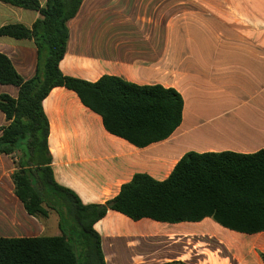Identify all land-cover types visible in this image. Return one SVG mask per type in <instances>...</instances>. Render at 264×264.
Masks as SVG:
<instances>
[{
    "label": "crops",
    "instance_id": "1",
    "mask_svg": "<svg viewBox=\"0 0 264 264\" xmlns=\"http://www.w3.org/2000/svg\"><path fill=\"white\" fill-rule=\"evenodd\" d=\"M39 17L37 11L0 2V28H32ZM68 25L67 53L60 63L65 75L161 85L184 100L183 120L173 134L140 148L109 133L101 116L74 91L56 87L50 92L43 107L54 179L84 204L115 198L137 173L164 181L189 152L264 149V0H83ZM0 53L23 79L36 74L33 40L1 36ZM18 93V87L0 84V97ZM9 123L0 111V129ZM18 161V154H0V238L61 236L56 211L36 218L15 194L12 175ZM94 228L106 264H264V252L256 251L264 249V242L258 244L264 232L238 233L211 218L134 221L111 210Z\"/></svg>",
    "mask_w": 264,
    "mask_h": 264
},
{
    "label": "trees",
    "instance_id": "2",
    "mask_svg": "<svg viewBox=\"0 0 264 264\" xmlns=\"http://www.w3.org/2000/svg\"><path fill=\"white\" fill-rule=\"evenodd\" d=\"M39 12L32 28L8 24L0 37L33 40L38 48L36 74L23 79L0 53V84L19 88L16 98L0 97L9 125L1 128L0 154H18L12 178L15 194L26 211L39 219L58 213L61 236L0 238V264H106L95 224L109 211L134 221L200 222L211 218L238 233L264 232V149L185 154L170 176L158 181L137 173L120 193L104 204H84L75 192L54 179L49 150V120L43 101L56 87L74 91L81 102L101 116L106 130L143 148L169 138L183 120L184 100L173 88L141 86L117 76L97 82L65 75L60 63L67 53L69 22L83 0H0ZM79 243L83 253H79ZM264 262V253H261ZM166 264H183L180 262Z\"/></svg>",
    "mask_w": 264,
    "mask_h": 264
},
{
    "label": "rangeland",
    "instance_id": "3",
    "mask_svg": "<svg viewBox=\"0 0 264 264\" xmlns=\"http://www.w3.org/2000/svg\"><path fill=\"white\" fill-rule=\"evenodd\" d=\"M264 242V234L263 235H260V237H258V244H262ZM264 244V243H263ZM260 246V245H259ZM219 249V251L221 250V254H229V251L227 250V249H224V248H222V247H219L218 248ZM264 250V249H263ZM262 250V248H256V251L258 252V253H260V252H264ZM255 250H253V253H255L254 252ZM79 253L80 254H84L83 253V248H82V245L79 243ZM96 264H99V260L98 259H96Z\"/></svg>",
    "mask_w": 264,
    "mask_h": 264
}]
</instances>
